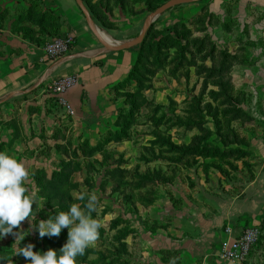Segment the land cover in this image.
I'll use <instances>...</instances> for the list:
<instances>
[{"label": "rangeland", "instance_id": "1", "mask_svg": "<svg viewBox=\"0 0 264 264\" xmlns=\"http://www.w3.org/2000/svg\"><path fill=\"white\" fill-rule=\"evenodd\" d=\"M83 1L113 43L110 30L135 28L127 42L138 38L146 18L170 0ZM171 10L156 18L143 45L133 48L139 64L117 96L119 127L106 145L77 153L66 132L34 128L31 107L22 115L0 101V151L25 161V185L37 196L28 228L33 233L20 246L58 250L67 229L41 240L36 225L74 203L83 208L95 194L91 217L100 225L98 236L76 264H143L142 224L146 231L157 228L165 200L188 188L196 194L201 187L221 189L242 183L245 174L254 176L257 158L247 137L252 119L241 106L250 98L245 94L231 103V80L216 69L218 37L211 18L169 24ZM5 131L10 134L3 136ZM7 248L17 250L11 237L0 241V264H24L21 257L5 255ZM254 250L264 253V231Z\"/></svg>", "mask_w": 264, "mask_h": 264}, {"label": "crops", "instance_id": "2", "mask_svg": "<svg viewBox=\"0 0 264 264\" xmlns=\"http://www.w3.org/2000/svg\"><path fill=\"white\" fill-rule=\"evenodd\" d=\"M2 8L0 101L9 102L22 115L31 107L33 115L26 114L31 125L46 132H66L77 153L105 143L118 129L122 108L118 89L135 69L137 51L103 50L76 0H3ZM204 15L211 18L218 37L216 69L231 80L235 104L239 96L250 98L241 106L252 119L247 137L257 158L254 176L245 174L242 183L233 181L220 190L201 187L193 194L188 188L185 194L178 192L165 200L155 217L157 228L146 231L142 224L143 264H233L220 257L224 243L247 227L264 231V0L183 4L172 9L166 21L177 24ZM93 20L100 32L102 23ZM134 31L127 26L110 30V39L120 45ZM66 37L75 39L71 51L63 58H50L47 44ZM70 76L77 77V83L67 95L73 109L67 115L45 87ZM254 251L244 264H264V253Z\"/></svg>", "mask_w": 264, "mask_h": 264}, {"label": "clouds", "instance_id": "3", "mask_svg": "<svg viewBox=\"0 0 264 264\" xmlns=\"http://www.w3.org/2000/svg\"><path fill=\"white\" fill-rule=\"evenodd\" d=\"M27 176L24 164L16 156L0 151V241L11 237L17 249L7 248L5 255L21 257L24 264H76V257L83 255L98 236L100 225L91 217L97 196L88 195L83 208L74 203L68 211H59L54 217L40 220L34 230L39 239L58 237L62 229H67L66 242L58 250L49 247L34 251V243L20 246L33 233L28 232V228L37 200L36 192L29 191L25 185ZM80 199L83 200L84 195ZM24 222L27 228L22 227Z\"/></svg>", "mask_w": 264, "mask_h": 264}, {"label": "built area", "instance_id": "4", "mask_svg": "<svg viewBox=\"0 0 264 264\" xmlns=\"http://www.w3.org/2000/svg\"><path fill=\"white\" fill-rule=\"evenodd\" d=\"M75 44L73 37L57 38L46 46V52L52 59L63 58L71 51ZM77 77L70 76L54 81L45 87V92L56 97L67 115L73 114V109L67 100L68 93L75 87ZM227 228L226 233L230 234ZM262 237V230L258 227L245 228L233 241L224 243L220 257L233 264H244L251 256L255 246Z\"/></svg>", "mask_w": 264, "mask_h": 264}, {"label": "water", "instance_id": "5", "mask_svg": "<svg viewBox=\"0 0 264 264\" xmlns=\"http://www.w3.org/2000/svg\"><path fill=\"white\" fill-rule=\"evenodd\" d=\"M76 1L78 4V7L80 8L84 17L86 18V21L88 23L90 30L92 31V33L94 34V36L96 37L98 42L104 47V49L107 52H122V51L133 49L137 46L142 45L144 43L148 33H149V30H150L154 20L156 18L160 17L161 15L165 14L166 12L171 10L172 8L179 6V5H183V4H194V3L208 1V0H170V1H168L167 3H165L164 5L159 7L158 9H156L154 12H152L146 18V20L144 22L143 30H142V32L138 38H136L132 41H129V42H125V43L120 44V45H114V44L107 43L102 38V36L100 35V32L96 28L93 17L90 14V12L88 11L84 1L83 0H76Z\"/></svg>", "mask_w": 264, "mask_h": 264}, {"label": "trees", "instance_id": "6", "mask_svg": "<svg viewBox=\"0 0 264 264\" xmlns=\"http://www.w3.org/2000/svg\"><path fill=\"white\" fill-rule=\"evenodd\" d=\"M143 45V44H142ZM141 45V46H142ZM137 53H139V52H137ZM139 55H138V61H137V64H136V67H135V69L131 72V74H130V76H129V78L125 81V82H123L122 84H121V87H119V91H118V94H119V92H120V90H122L123 89V87L125 86V85H127L128 84V82L130 81V79H131V77H132V75L134 74V71L136 70V68L138 67V64H139ZM231 103H235V101H234V98L231 96ZM120 118H121V112H120V116H119V120H120ZM119 120H118V125H119ZM119 127V126H118ZM112 134V133H111ZM110 134V135H111ZM110 137V136H109ZM108 140V139H107ZM106 140V142H108ZM111 140L109 139V142H110ZM106 142L105 143H102L101 145H99V146H102V145H106ZM98 147V146H97ZM96 147V148H97ZM262 230V229H261Z\"/></svg>", "mask_w": 264, "mask_h": 264}, {"label": "bare ground", "instance_id": "7", "mask_svg": "<svg viewBox=\"0 0 264 264\" xmlns=\"http://www.w3.org/2000/svg\"><path fill=\"white\" fill-rule=\"evenodd\" d=\"M100 35L102 36V38H103L107 43H109V44H113L112 42H110L108 36H105V35L102 34L101 32H100Z\"/></svg>", "mask_w": 264, "mask_h": 264}]
</instances>
